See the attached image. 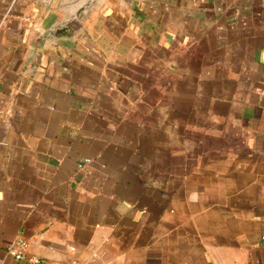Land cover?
Instances as JSON below:
<instances>
[{
    "label": "crops",
    "instance_id": "1",
    "mask_svg": "<svg viewBox=\"0 0 264 264\" xmlns=\"http://www.w3.org/2000/svg\"><path fill=\"white\" fill-rule=\"evenodd\" d=\"M56 1L0 0V264H264V0L111 1L36 52Z\"/></svg>",
    "mask_w": 264,
    "mask_h": 264
},
{
    "label": "water",
    "instance_id": "2",
    "mask_svg": "<svg viewBox=\"0 0 264 264\" xmlns=\"http://www.w3.org/2000/svg\"><path fill=\"white\" fill-rule=\"evenodd\" d=\"M111 1L132 10L139 3V0H57L50 10L49 19L40 30L36 52L41 53L46 47L61 43H74L85 33L95 14Z\"/></svg>",
    "mask_w": 264,
    "mask_h": 264
},
{
    "label": "built area",
    "instance_id": "3",
    "mask_svg": "<svg viewBox=\"0 0 264 264\" xmlns=\"http://www.w3.org/2000/svg\"><path fill=\"white\" fill-rule=\"evenodd\" d=\"M89 161L88 158H85L84 161L78 164V168H82L87 162ZM6 250L8 254L15 260H26L32 263H39L40 259L36 256H28V244L27 241L23 238H16L11 241Z\"/></svg>",
    "mask_w": 264,
    "mask_h": 264
}]
</instances>
